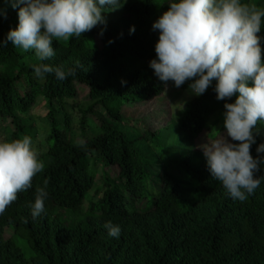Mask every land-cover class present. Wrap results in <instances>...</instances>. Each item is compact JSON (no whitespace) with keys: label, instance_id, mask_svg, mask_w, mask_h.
<instances>
[{"label":"trees","instance_id":"1","mask_svg":"<svg viewBox=\"0 0 264 264\" xmlns=\"http://www.w3.org/2000/svg\"><path fill=\"white\" fill-rule=\"evenodd\" d=\"M168 3L127 0L104 13L113 15L106 27L54 40L56 55L46 61L10 41L0 47V121L8 123L6 135L10 140L31 136L34 145V116L41 108L50 128L40 157L45 170L0 214V264H264V180L245 201L234 200L212 178L196 147L206 129L212 140L226 132L223 105L236 96L217 100L214 80L162 131L124 117L126 108L158 100L173 84L160 81L149 66L159 37L152 25ZM242 3L264 7V0ZM0 5L6 10V18L0 16L2 41L17 27L18 10L3 0ZM258 35L264 37V17ZM261 46L264 50V40ZM41 63L74 68L76 74L63 81L48 74L41 80L32 67ZM78 85L90 90L87 110L79 109ZM99 107L109 122L102 123L100 134L83 140L84 146L73 144L72 111H79L83 127ZM257 129L250 150L254 158L264 143V121ZM149 148L175 152L178 159L165 167L148 156ZM101 167L99 199L88 204ZM157 167L162 170L155 182ZM113 169L119 171L117 179L110 176ZM256 176H264V165ZM45 180L49 196L43 213L33 219L29 205ZM108 221L120 226L118 238L108 235ZM9 229L14 236L7 240Z\"/></svg>","mask_w":264,"mask_h":264},{"label":"clouds","instance_id":"2","mask_svg":"<svg viewBox=\"0 0 264 264\" xmlns=\"http://www.w3.org/2000/svg\"><path fill=\"white\" fill-rule=\"evenodd\" d=\"M127 0H3L18 10V25L10 29L0 47L11 44L25 52L34 50L40 61L53 58L54 40L79 38L97 25H107L104 13L116 11ZM0 16L6 10L0 5ZM264 7L242 0H169L167 10L153 23L159 31L156 58L149 62L155 75L179 88L186 81L190 91L203 95L215 80L217 100L224 103L222 134L202 148L212 178L219 181L228 195L245 201L254 194L264 176H256L264 165V143L254 158L251 146L260 134L257 124L264 121V50L258 35ZM134 26L130 33L134 32ZM103 34V29L101 35ZM38 79L54 74L66 80L76 74L74 68L53 67L47 63L32 65ZM238 94V95H237ZM238 142V143H237ZM78 146H84L78 140ZM31 136L0 141V214L15 202L18 193L32 188L33 178L45 170L40 153L33 148ZM48 181L35 190L31 216L43 213ZM26 220V218H25ZM110 237H119L121 228L105 223Z\"/></svg>","mask_w":264,"mask_h":264},{"label":"rangeland","instance_id":"3","mask_svg":"<svg viewBox=\"0 0 264 264\" xmlns=\"http://www.w3.org/2000/svg\"><path fill=\"white\" fill-rule=\"evenodd\" d=\"M116 16H118V14H115V17ZM106 20L107 22L112 21L113 15H107ZM188 83L189 81H186L179 88L175 87L173 83L172 85L167 87L163 96L158 100L143 106H130L126 108L124 111V117L127 120H133L142 123L144 127H146L149 130H153V131L164 130L169 125V122L180 116V113L186 109V105L189 101L194 99V97H198L197 95L193 94L190 90L186 88ZM77 88L79 91V96L77 98L79 109L87 110L88 108H90L92 104L90 100V90L82 85H78ZM39 108H41V106ZM72 116L75 117L76 124L74 126L73 132L71 133V142L76 145H77L76 142L78 140L90 139L100 134L102 123L109 122L107 114L100 107L96 109L95 114H90L88 116L87 123L85 126L83 125V127L82 124L81 125L78 124L81 123L79 111L77 112L72 111ZM34 120L36 127V133H35L36 138H35V143L32 146L35 150H37L40 153V157H41L42 155L45 154V148H44L45 139L50 134V128L48 126L46 114H44L42 108L41 110H37L36 115L34 116ZM6 123L7 122L0 121V127H1L0 141L10 140V136L8 137L5 132V126H8V123L7 125ZM128 126L130 125L128 124ZM122 128L125 129L126 131L129 130V127L126 126H123ZM223 134L226 135V132ZM209 135L210 132L208 129H206L203 135L200 137V139L196 142V147L199 151H202L201 147H203L205 143H211L213 141ZM142 148H147V146L144 145V147ZM147 154L151 159L165 165V167H169L173 162H175L178 159V155L175 152L165 154L162 153L160 150L153 148H149ZM153 169L155 171L158 170L157 174L154 175V181L158 182V176H159L158 173L162 169L158 167L157 169L156 168ZM104 173L105 172L103 168L102 167L99 168L98 178L95 188L87 198L88 204H91L97 199H99L98 193L100 188H102L103 186ZM110 176L113 179H117L119 176V171L117 169L110 170ZM13 236H14L13 230L9 229L6 231L5 238L7 240H10Z\"/></svg>","mask_w":264,"mask_h":264}]
</instances>
